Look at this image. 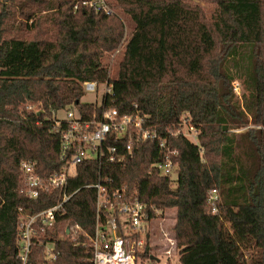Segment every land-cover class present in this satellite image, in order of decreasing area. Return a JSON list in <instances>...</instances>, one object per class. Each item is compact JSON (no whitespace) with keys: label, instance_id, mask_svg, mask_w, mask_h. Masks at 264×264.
<instances>
[{"label":"trees","instance_id":"16d2710c","mask_svg":"<svg viewBox=\"0 0 264 264\" xmlns=\"http://www.w3.org/2000/svg\"><path fill=\"white\" fill-rule=\"evenodd\" d=\"M207 1L210 13L190 0H109L116 12L107 15L76 9V0H0V264H93L85 235L95 231L97 193L86 185L98 181V163L78 165L69 179V191H78L25 262L22 215L62 194L30 199L20 165L35 161L44 177L60 171L54 114L69 106L91 114L83 83L108 80L107 108L139 113L163 136L187 123L199 136L168 137L179 150L175 181L153 169L164 153L150 139L123 164L104 161L101 175L143 202L151 220L176 210L178 264H264V0ZM123 16L132 31L110 78ZM237 80L242 101L232 88ZM250 124L258 127L235 131ZM212 189L218 214L207 202ZM149 250L146 243L141 257Z\"/></svg>","mask_w":264,"mask_h":264},{"label":"built area","instance_id":"2783aa9c","mask_svg":"<svg viewBox=\"0 0 264 264\" xmlns=\"http://www.w3.org/2000/svg\"><path fill=\"white\" fill-rule=\"evenodd\" d=\"M85 6L96 12L112 15L116 11L111 7L109 0H76L75 8ZM128 36L126 33L120 45L111 53V61L121 54ZM109 77L113 78L109 72ZM235 84V83H234ZM104 86V87H101ZM239 83L234 89L237 91ZM84 91L102 95L100 104H93L91 114L69 106L65 117L55 115L56 129L60 132V159L63 166L60 171L47 177L38 172L35 161H22L21 173L24 193L30 199H37L43 192L60 190L61 200L46 209L38 212H29L22 215L23 241L22 257L27 260L31 246L36 244L35 238L47 230L54 228L57 213L63 204L78 191H69V179L75 177L78 165L85 161H94L99 165L98 181L87 184L96 190V226L93 234L85 235L93 253V264H139L138 259L145 252L146 238L150 228L145 230L143 225L148 223L149 214L146 205L136 196L129 194L125 187L117 188L114 180L101 175L104 161L123 164L133 154L135 145L145 140H156L163 151V159L153 165L159 176L169 177L175 181L179 174V150L173 149L168 143V137L182 134L193 142L198 141V130L190 123L181 129H167L161 135L157 129L147 124V117L139 113L121 114L115 108L105 106L106 98L112 93L113 85L108 81H86ZM34 105H27V109H34ZM98 109V110H97ZM207 202L213 214L219 213L218 203L220 196L217 190L209 191ZM48 255H52V246L46 245Z\"/></svg>","mask_w":264,"mask_h":264},{"label":"rangeland","instance_id":"374dc122","mask_svg":"<svg viewBox=\"0 0 264 264\" xmlns=\"http://www.w3.org/2000/svg\"><path fill=\"white\" fill-rule=\"evenodd\" d=\"M190 2L194 4H198L201 8L205 10V12L210 13L211 10H213V3L207 1V0H190ZM125 16V15H124ZM123 16V22L125 26V33L129 37L132 31L133 24L131 21ZM118 59L117 58L114 61H111V55L108 56V62H109V72L112 76L117 75L118 71ZM239 83V88L236 91L234 89L235 84ZM235 83V84H234ZM104 87V86H101ZM232 88L234 93L238 98L242 101V95L244 93L243 85L240 81H234L232 83ZM81 101L83 103H90V104H100L102 101V95L101 93L97 95V93L94 92H88L86 91L84 93V96L82 97ZM59 117H65V111H60L58 113ZM258 126L255 125H248L245 127H242L240 129H237L235 131H244L249 128H255ZM176 221V210L170 209L166 210L163 217L154 219L150 222V227L148 223L144 224L143 227L145 230H149V237L146 238V243L150 246V250L148 251L146 257H141L138 259L139 264H178V251L176 247V241H175V234L173 230V226ZM246 250V254L250 255L253 253V248L251 246L244 247Z\"/></svg>","mask_w":264,"mask_h":264},{"label":"crops","instance_id":"0c3cea01","mask_svg":"<svg viewBox=\"0 0 264 264\" xmlns=\"http://www.w3.org/2000/svg\"><path fill=\"white\" fill-rule=\"evenodd\" d=\"M179 259V258H178Z\"/></svg>","mask_w":264,"mask_h":264}]
</instances>
